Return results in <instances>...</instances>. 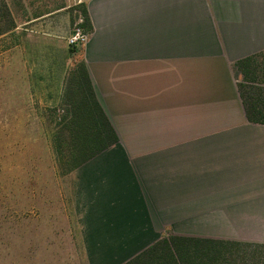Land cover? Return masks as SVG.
<instances>
[{
  "label": "crops",
  "instance_id": "crops-1",
  "mask_svg": "<svg viewBox=\"0 0 264 264\" xmlns=\"http://www.w3.org/2000/svg\"><path fill=\"white\" fill-rule=\"evenodd\" d=\"M26 1L0 35L21 36L6 54H24L25 84L60 76L45 99H63L83 63L118 137L68 176L87 264H126L169 236L264 244V125L247 121L235 68L264 54V0ZM79 4L90 32L74 49Z\"/></svg>",
  "mask_w": 264,
  "mask_h": 264
},
{
  "label": "rangeland",
  "instance_id": "rangeland-1",
  "mask_svg": "<svg viewBox=\"0 0 264 264\" xmlns=\"http://www.w3.org/2000/svg\"><path fill=\"white\" fill-rule=\"evenodd\" d=\"M5 1L15 21L26 19L23 0ZM59 2L26 1L36 10ZM75 8L74 15L81 16ZM17 44L21 49V36L19 41L12 33L10 40L0 38V264H87L70 204L69 175L62 174L54 149L64 102L57 100L58 93L45 99L60 76L47 77L42 90L39 84L32 90L25 84L24 54H6L8 45ZM256 261L264 264L263 257Z\"/></svg>",
  "mask_w": 264,
  "mask_h": 264
},
{
  "label": "trees",
  "instance_id": "trees-1",
  "mask_svg": "<svg viewBox=\"0 0 264 264\" xmlns=\"http://www.w3.org/2000/svg\"><path fill=\"white\" fill-rule=\"evenodd\" d=\"M83 18L82 28L90 32L84 4L75 8ZM15 27L5 0H0V35ZM241 82L238 91L249 123L264 125V54L235 64ZM64 116L54 137V149L62 174L69 175L85 162L118 142L115 130L97 102L88 72L77 64L67 76L63 92ZM264 244L215 241L169 236L159 240L126 264H259Z\"/></svg>",
  "mask_w": 264,
  "mask_h": 264
},
{
  "label": "built area",
  "instance_id": "built-area-1",
  "mask_svg": "<svg viewBox=\"0 0 264 264\" xmlns=\"http://www.w3.org/2000/svg\"><path fill=\"white\" fill-rule=\"evenodd\" d=\"M83 18L78 15L71 34L67 38V44L74 48H81L87 44L89 33L82 28Z\"/></svg>",
  "mask_w": 264,
  "mask_h": 264
}]
</instances>
